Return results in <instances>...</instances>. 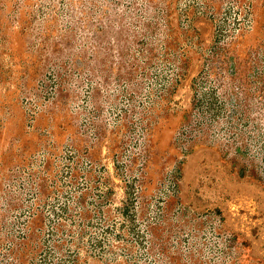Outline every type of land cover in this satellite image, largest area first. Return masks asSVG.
Segmentation results:
<instances>
[{
    "label": "rangeland",
    "instance_id": "374dc122",
    "mask_svg": "<svg viewBox=\"0 0 264 264\" xmlns=\"http://www.w3.org/2000/svg\"><path fill=\"white\" fill-rule=\"evenodd\" d=\"M0 264H264V0H0Z\"/></svg>",
    "mask_w": 264,
    "mask_h": 264
}]
</instances>
